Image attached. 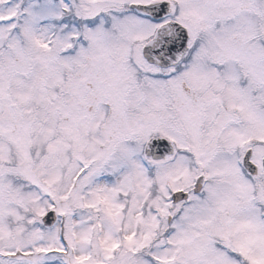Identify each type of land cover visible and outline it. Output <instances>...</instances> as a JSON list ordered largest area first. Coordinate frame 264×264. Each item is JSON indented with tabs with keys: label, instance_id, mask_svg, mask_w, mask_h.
<instances>
[{
	"label": "snow or ice",
	"instance_id": "1",
	"mask_svg": "<svg viewBox=\"0 0 264 264\" xmlns=\"http://www.w3.org/2000/svg\"><path fill=\"white\" fill-rule=\"evenodd\" d=\"M0 264H264V0H0Z\"/></svg>",
	"mask_w": 264,
	"mask_h": 264
}]
</instances>
